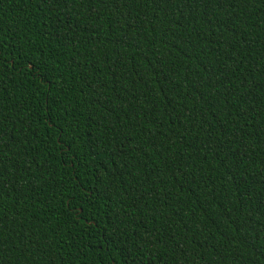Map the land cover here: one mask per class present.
Masks as SVG:
<instances>
[{
	"label": "trees",
	"instance_id": "1",
	"mask_svg": "<svg viewBox=\"0 0 264 264\" xmlns=\"http://www.w3.org/2000/svg\"><path fill=\"white\" fill-rule=\"evenodd\" d=\"M0 264H264V0H0Z\"/></svg>",
	"mask_w": 264,
	"mask_h": 264
}]
</instances>
